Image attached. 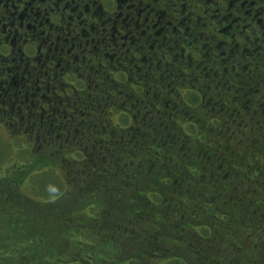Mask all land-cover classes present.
<instances>
[{
	"label": "flooded vegetation",
	"instance_id": "obj_1",
	"mask_svg": "<svg viewBox=\"0 0 264 264\" xmlns=\"http://www.w3.org/2000/svg\"><path fill=\"white\" fill-rule=\"evenodd\" d=\"M209 121L264 131V0H0L9 143L129 144L119 134L139 130L178 150L193 137L177 130ZM229 149L206 157L210 175L240 165Z\"/></svg>",
	"mask_w": 264,
	"mask_h": 264
},
{
	"label": "trees",
	"instance_id": "obj_2",
	"mask_svg": "<svg viewBox=\"0 0 264 264\" xmlns=\"http://www.w3.org/2000/svg\"><path fill=\"white\" fill-rule=\"evenodd\" d=\"M215 123L209 121L207 127L195 129L192 136L210 134L228 140L227 135L210 133L211 129L226 128ZM138 131H131L129 136L124 132L119 134L129 144L48 146L51 151L45 158L39 157L40 162L33 159L18 168L30 170L28 174H3L0 264H159L170 250L168 244L184 247L181 256L187 257L180 260L176 254L169 262L264 264V231L259 227L251 230L254 225L249 220L260 221L259 225L264 221V166H259L256 150L251 146L254 136L261 133L250 135L246 143L236 144L239 152L229 146V153L240 155V164L246 172L257 173L251 175L255 185L252 183L253 187L248 188L250 196L243 201L235 193L239 184L229 182L231 173L213 176L204 169L206 154L198 139H192L193 144L185 153L181 150L172 156L165 143L167 137L160 141L154 131L134 137ZM195 143L201 152L198 150L194 153L196 157H188ZM21 145L33 155L35 146ZM260 155H264V148ZM33 162L37 169L36 165L31 166ZM48 164L61 167L66 186L63 182L61 185L66 189L50 201L20 196L17 177L24 179L44 167L43 170L52 168ZM53 174H57L55 168ZM102 180L109 184L106 200L102 201L106 204H99L95 197L99 194H94L99 193ZM69 187L88 191L87 199L79 205L70 201L64 204ZM259 192L263 193L262 197L257 196ZM215 202H220L219 207H230L223 218L205 210ZM33 212L37 213L33 215ZM119 213L120 221L113 222V216ZM126 241L139 249L126 247L123 244Z\"/></svg>",
	"mask_w": 264,
	"mask_h": 264
},
{
	"label": "rangeland",
	"instance_id": "obj_3",
	"mask_svg": "<svg viewBox=\"0 0 264 264\" xmlns=\"http://www.w3.org/2000/svg\"><path fill=\"white\" fill-rule=\"evenodd\" d=\"M250 127H251V122L246 121L245 123H242V125H238L236 129L226 128L225 130H222L221 128L217 127V128H219L218 130L211 129L210 133L213 132L217 135H227V136L237 140L240 144V143H246V142L250 141L249 136L253 135V133H250V131H249ZM177 132L182 133V135L188 136V138L193 137V139H199L200 147L203 149L204 153L206 154V157H211V156L215 157V155L221 151V144H223L224 146H227L228 148L230 145L231 147L236 148L237 151L239 152L238 146L235 145V144H238V142H231V144H228V143H226V140H223V138L220 139L219 136L214 138V140H215L214 142H210L211 137H212V136H210V134H208V136H206V137H199L197 135L192 136V134L195 133L196 130H192L190 127L180 128L179 130H177ZM2 135H3V137L0 136V179H1V177H3V174H7V173H11L12 175H16V176H17V173H20V172L28 174L30 172V170H28V169L25 170V168L24 169H18V168L22 164H26L27 161H30L33 159H34L35 163H37V161L40 162L39 157L42 158L44 155V158H45V155L51 151V149H49L48 146H46V145H36L35 147L33 146L34 148L32 149L34 152L33 155H30L23 148V146L19 143V141H17V142L14 141L12 143H9L7 138H6L7 137L6 132H3ZM254 135H256V134H254ZM162 138H163L162 135H161V137H158V139L160 141L162 140ZM220 141H221V144H220ZM126 142H130V141L126 140ZM254 142H255V144H254ZM263 143H264V133H261L259 136H254V141L251 144V146L256 150V156L258 157L257 162H258L259 166H261V168L264 166V155H260L261 150L264 148V146L262 147ZM183 145L184 144H179L178 150L171 149L172 151L170 154L172 156L178 155L181 150H184V153H185L187 151V148H189L190 146L189 145L183 146ZM198 146L199 145H197V143H195L194 149H193L192 153L188 155V157H192V158L196 157L197 154L194 155V153H196V151H198V150H199V152H201V150L198 148ZM128 148H134V147L129 146ZM206 157H204V160H206ZM237 157L240 158V155ZM235 158H236V154H231V153H227V157H225L226 160L235 159ZM35 163L33 162L31 164V166H35L36 165ZM58 164L57 165H53V164L49 165L48 164L49 167H52V168H46L45 170H43L45 168L44 167L39 172L34 171L33 174L30 173L31 175L24 176V179L23 178L20 179V177H17L16 188H17L20 196H22L25 199H33V200H38V201H50L51 199H53L57 195L61 194L66 189L62 185L64 183V185L66 186V184H65V177L62 173V169H60L61 167L60 168L58 167ZM241 165L242 164L237 166L236 169L230 171L231 175L229 177V182H231V183L237 182L239 184L237 191H235V193L237 194V197L240 200L245 201L248 199V196H250V192L248 191V188L253 187V184H254L253 183L254 181H251L253 179L251 177V175L257 176V173L255 172L254 174H252V172H246L244 170L243 165L242 166ZM37 168H38V166L36 165L35 169H37ZM53 168H55L57 170V174H53ZM6 179H7V182L10 181V177L9 178L6 177ZM33 181H34V183H33ZM108 185L109 184L107 183L106 180H102L100 182L99 193L98 192L94 193L95 195L99 194V196H95V197H97L99 204L105 203L102 201L106 200L105 192L107 189L106 187ZM224 190H226V189H222V191H224ZM263 191H264V188H263ZM69 192L70 193H69L68 199L64 198L65 199L64 204L67 203L68 201H70V202H74V205H79L81 200H86L88 197V191L87 192L78 191V190L75 191V190H73L72 187H69ZM256 194H258L257 196H260V197L263 196V193H261V192L256 193ZM256 194L254 196H256ZM219 203L220 202H215L211 207H206V208L204 207V208L206 211H208L209 214H212V212H213L216 215H219L220 218H223L225 216V212L228 211V208H230V207H226V206L219 207L220 206ZM233 203L237 204L238 206L240 205V204H238L237 201H234ZM81 206L85 207V204H81ZM207 206H208V204H207ZM36 213L37 212H33L32 214L35 215ZM120 217H121L120 213L117 216L114 215L113 216V222L120 221ZM203 218H205V217H203ZM249 220L250 221L252 220L251 222L254 225L253 228H250L251 230L257 229V227H259V228H262V230L264 231V221H262V223L259 225L260 221H257L255 219H249ZM207 225H209V224L206 223V226ZM245 230L248 231L249 227L245 228ZM123 244H125V246L129 247L131 250L139 249V247L137 245H135L134 243L129 244V242L126 241ZM168 248L170 249L168 251V254L166 256H164V255L162 256L163 259H161L162 261L158 262L159 264H181L179 261L178 262L177 261L169 262L170 257L173 255H176V254L180 255V256H178L180 260H182V258H187L186 256H181V255H184L182 252H180V251H184L183 250L184 247H181V246L176 247L175 244H173V245L168 244ZM191 259H193V258L191 257Z\"/></svg>",
	"mask_w": 264,
	"mask_h": 264
}]
</instances>
